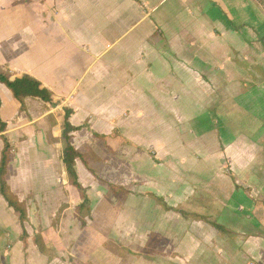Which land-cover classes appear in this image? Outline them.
Returning <instances> with one entry per match:
<instances>
[{
    "label": "crops",
    "instance_id": "crops-1",
    "mask_svg": "<svg viewBox=\"0 0 264 264\" xmlns=\"http://www.w3.org/2000/svg\"><path fill=\"white\" fill-rule=\"evenodd\" d=\"M262 37L264 0H0V70L37 79L54 100L27 97L21 111L0 82V156L5 138V180L27 215L21 224L0 195V264H114L106 234L90 230L99 226L91 194L101 189L108 199L127 197L130 215L144 212L148 255L161 252L149 244H177L160 264L184 262L185 219L163 204L190 210L181 205L186 194L223 187L232 214L222 224L243 233L235 226L252 204L243 188L264 195ZM64 108L81 127L71 144L89 200L83 228L74 215L80 193L61 159ZM38 235L50 258L35 245Z\"/></svg>",
    "mask_w": 264,
    "mask_h": 264
},
{
    "label": "rangeland",
    "instance_id": "rangeland-1",
    "mask_svg": "<svg viewBox=\"0 0 264 264\" xmlns=\"http://www.w3.org/2000/svg\"><path fill=\"white\" fill-rule=\"evenodd\" d=\"M150 155H153V153ZM93 165H95V163ZM99 165L101 166V164ZM106 171H109V169L104 170V172ZM104 172L103 169L100 171L101 174ZM232 181L235 184L236 179L233 177ZM235 187L237 189L240 188L236 184ZM243 190L246 192L248 191L252 204H250V208L247 209L249 212L244 213L245 219L243 223L237 224L236 226L231 223L235 227H239L243 230V233L239 235H237L235 231L230 234L220 233L205 222L200 223L202 221L184 218L185 242L184 255H182L183 264H264V252L259 255L256 254V252H258L256 248L262 245L261 239H263V236L257 237V233L259 230L262 231L260 229V222L262 221L261 217L264 218V195L258 196L256 193H250L254 191L252 188H243ZM218 191L219 192L215 191L208 194L198 190L196 192L197 195L195 193L186 194L185 203L181 205H185L186 209H190L185 211L191 212L197 204H202L206 209L202 212L213 215L217 214L219 221L218 219L216 220L220 224L224 223L225 220H228V223H230L231 218L228 214L232 213L228 211V205H225L229 194L225 192L223 187L222 189H218ZM91 197L93 198L94 206L98 209L95 210L94 216H97L96 218L99 219L94 218V220L99 223V226H94L92 227L94 230H92V228L90 230L96 235L98 232L102 231L106 234V242L104 245L106 250L111 253L110 255L112 257L115 256V259L113 258L114 264H146L145 257L155 260L156 264H160L157 262L158 260L168 261L176 253V243H174V250L169 248L170 244L168 243L149 244L162 253L157 251H154V255H148L146 253L143 243L144 212L137 211L136 214L133 212L134 215H130L131 211H128L130 200H126L125 198L127 197L124 195H120L118 198L108 199L101 189L98 194H91ZM215 197L219 204L217 208L209 203V201L214 202ZM195 198L198 200H195ZM182 206L178 205V207ZM224 206H227L226 211H220L219 209ZM105 209L108 210L103 211ZM175 213L176 212H172L169 216L172 217L177 215ZM207 213L203 215L210 219H215ZM132 218H137L138 224L136 227H134L130 221ZM109 220L112 222L111 224H109ZM210 232H215V235L212 236ZM109 233L113 235L111 236ZM100 237L101 236H98V238ZM112 240L115 242H112ZM89 246L93 247L96 246V244H89ZM261 249L264 250V245L259 250ZM46 253L49 255L51 254L47 246ZM112 257H110V260ZM91 263L93 264L96 262L95 260H91Z\"/></svg>",
    "mask_w": 264,
    "mask_h": 264
},
{
    "label": "trees",
    "instance_id": "trees-1",
    "mask_svg": "<svg viewBox=\"0 0 264 264\" xmlns=\"http://www.w3.org/2000/svg\"><path fill=\"white\" fill-rule=\"evenodd\" d=\"M260 42L264 47V37L260 38ZM0 82L3 83L12 93L13 97L20 103V110H25V98L35 97L43 101L46 105H53L54 100L51 92L45 88L37 79L29 76L28 74H22L16 76L14 79H10L9 76L0 70ZM72 111L68 108H64V114L62 117V128H61V144H62V155L61 159L65 167L66 177L70 185L75 187L81 197V202L76 206L74 215L80 222V227L83 228L86 225L87 219H90L89 200L85 194L84 188L79 184L77 180V174L75 170V160L80 158L81 155L75 150L71 144V133L79 130L81 127L73 126L69 123V117ZM6 124L0 120V132L4 130ZM4 147L1 151L0 156V195L7 203L8 207L12 208L14 212L18 213L20 223L23 224L26 221V209L25 206L20 203L14 194L11 192L6 180L7 166L9 162L10 145L5 138H3ZM110 190L114 193H120L122 188H118L113 185H109ZM165 210H172L182 216V218L193 219L196 221H202L212 226L220 233H234V231L223 224H220L216 219H210L203 214L189 212L182 209L173 208L163 204ZM35 245L38 250L47 255L49 258L52 254L46 253V245L42 241L40 235L34 239Z\"/></svg>",
    "mask_w": 264,
    "mask_h": 264
},
{
    "label": "water",
    "instance_id": "water-1",
    "mask_svg": "<svg viewBox=\"0 0 264 264\" xmlns=\"http://www.w3.org/2000/svg\"><path fill=\"white\" fill-rule=\"evenodd\" d=\"M12 80V79H11Z\"/></svg>",
    "mask_w": 264,
    "mask_h": 264
}]
</instances>
